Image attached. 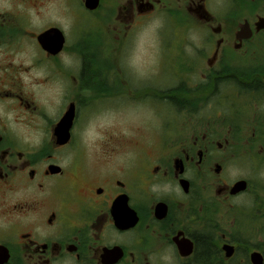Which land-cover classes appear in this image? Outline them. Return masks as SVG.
<instances>
[{
  "label": "flooded vegetation",
  "instance_id": "flooded-vegetation-1",
  "mask_svg": "<svg viewBox=\"0 0 264 264\" xmlns=\"http://www.w3.org/2000/svg\"><path fill=\"white\" fill-rule=\"evenodd\" d=\"M187 12L204 30L181 50L159 31L156 79L132 80L137 29ZM235 97L256 101L264 167V0H0V264H264L263 228L218 223L264 218L230 173ZM142 102L155 131L123 137Z\"/></svg>",
  "mask_w": 264,
  "mask_h": 264
},
{
  "label": "rangeland",
  "instance_id": "rangeland-1",
  "mask_svg": "<svg viewBox=\"0 0 264 264\" xmlns=\"http://www.w3.org/2000/svg\"><path fill=\"white\" fill-rule=\"evenodd\" d=\"M211 7L215 14L217 11L221 12L225 9L223 7ZM168 12L170 13L168 17L172 16V11ZM187 13L183 14L181 18L175 17V22H169V18L167 20V16L164 14L161 15L160 18L154 15L148 19L143 26L137 29L138 39L135 49L132 57L128 58L127 62V68L130 70L127 74L129 77L131 76L132 80L144 82L147 80L150 81L153 78L156 79L155 76L159 73L160 69L156 67L157 61L155 60V56L158 54L159 48H161V44L157 40L159 31L177 33L178 37L176 40L180 45L179 50H181L187 47L189 41H193L197 38L199 32L204 30L194 22L192 17H189L190 13ZM166 37H169V35L167 34ZM165 74L166 71L162 70L159 76L162 77ZM168 79L167 77H163L160 81H166ZM140 85V83H137V88L140 87ZM255 102V100L253 102H245L238 97L233 98L231 101H225L229 108L225 109L226 115L224 119L226 125L231 127L232 137L239 139L234 156L231 158L232 167L230 168V173L242 179L248 177L251 182L249 194L255 197H264V191L263 193L260 191V181L264 180V167L259 153V145L260 143L262 144V137L259 135V124L254 113ZM162 115L163 112L161 110L159 111V106L155 103L142 102L126 106V108L122 109L123 121L121 133L124 137L129 131V128L133 127L134 134H137V132L142 135L151 134L155 131ZM171 116V120L176 118L182 119L185 126H187L190 121L189 116H192V114L187 110L179 109L178 112L172 113ZM91 122H93L91 128L83 133L84 143L86 144L95 143L104 139L100 130L94 127L98 119L93 118ZM122 135L119 136L122 137ZM251 211L253 210L251 209ZM221 213L223 212L221 211ZM262 215L263 213L254 211L251 216L247 215V217L239 216L238 214H233L229 217L218 216V223L221 224V228L224 229L229 227L226 224H231L234 232L236 230L237 234L241 235V233L248 230V228L250 231H252L254 227H261L264 229V218Z\"/></svg>",
  "mask_w": 264,
  "mask_h": 264
},
{
  "label": "water",
  "instance_id": "water-1",
  "mask_svg": "<svg viewBox=\"0 0 264 264\" xmlns=\"http://www.w3.org/2000/svg\"><path fill=\"white\" fill-rule=\"evenodd\" d=\"M244 182H238L237 184H235L236 188H241L243 187Z\"/></svg>",
  "mask_w": 264,
  "mask_h": 264
}]
</instances>
